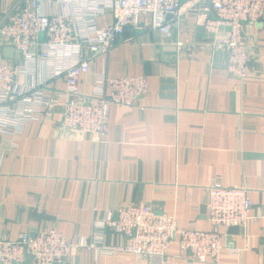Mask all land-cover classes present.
<instances>
[{
    "label": "crops",
    "instance_id": "0c3cea01",
    "mask_svg": "<svg viewBox=\"0 0 264 264\" xmlns=\"http://www.w3.org/2000/svg\"><path fill=\"white\" fill-rule=\"evenodd\" d=\"M28 1L0 0V24L5 9L17 12ZM180 5L171 36L142 18L81 76L85 101L94 95L98 75L148 79L147 92L133 106L111 105L106 134L66 129L43 116L15 133H0V237L15 240L23 232L56 228L69 240H90L95 219L140 202L174 216L179 228L209 230V187L219 181L247 189L255 219L223 229L226 249L219 263L195 264H264V27L244 25L251 72L240 80L227 72V54L214 49L204 31L202 13L211 15L209 6L200 11L185 8L186 1ZM41 9L50 14L69 7L53 0ZM111 21L107 10L98 18L99 25ZM6 46L0 33V60L20 63L15 49L13 57L4 56ZM64 87L60 76L45 89L58 101L57 112ZM102 240L107 247L126 242L109 230ZM21 264L36 263L29 256ZM64 264L151 263L84 248ZM165 264H187L177 237Z\"/></svg>",
    "mask_w": 264,
    "mask_h": 264
},
{
    "label": "built area",
    "instance_id": "2783aa9c",
    "mask_svg": "<svg viewBox=\"0 0 264 264\" xmlns=\"http://www.w3.org/2000/svg\"><path fill=\"white\" fill-rule=\"evenodd\" d=\"M52 1L29 0L17 12L3 11L0 33L22 59L15 66L0 60V133H15L24 123L43 116L66 129L106 134L111 105L133 106L147 92L148 79L144 75H98L94 95L85 101L79 91L81 76L95 57L107 53L130 28L140 26L142 18H147L152 29L171 36L182 11L181 1H186L187 9L202 11L209 6L212 14L202 13L204 31L214 49L227 54V72L240 80L251 72L244 25L260 22L264 27V0H55L69 10L42 11ZM106 10L112 21L99 25L98 18ZM46 65L49 70L43 74ZM60 76L65 77V87L57 112L58 101L45 89L48 81ZM209 191V230L179 228L174 216L158 213L144 202L124 204L95 219L90 240H69L56 228L23 232L15 240L0 237V264H21L29 256L36 264H64L73 252L84 248L101 254L119 251L141 256L151 264H165L176 237L187 264L219 263L226 249L223 229L243 227L255 219L250 215L253 201L247 189L219 181H213ZM108 230L126 242L107 247L102 235Z\"/></svg>",
    "mask_w": 264,
    "mask_h": 264
},
{
    "label": "water",
    "instance_id": "95a60500",
    "mask_svg": "<svg viewBox=\"0 0 264 264\" xmlns=\"http://www.w3.org/2000/svg\"><path fill=\"white\" fill-rule=\"evenodd\" d=\"M13 53H14V47L13 46H6L4 47V56L11 58L13 57Z\"/></svg>",
    "mask_w": 264,
    "mask_h": 264
}]
</instances>
